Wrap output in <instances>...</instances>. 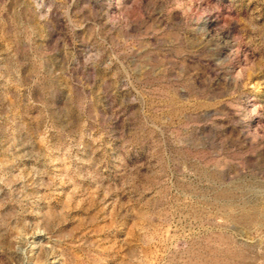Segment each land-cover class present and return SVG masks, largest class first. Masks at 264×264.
<instances>
[{"label": "rangeland", "instance_id": "374dc122", "mask_svg": "<svg viewBox=\"0 0 264 264\" xmlns=\"http://www.w3.org/2000/svg\"><path fill=\"white\" fill-rule=\"evenodd\" d=\"M0 264H264V0H0Z\"/></svg>", "mask_w": 264, "mask_h": 264}]
</instances>
